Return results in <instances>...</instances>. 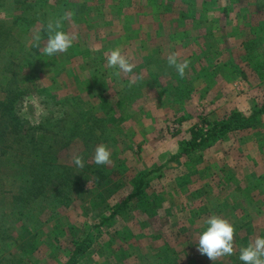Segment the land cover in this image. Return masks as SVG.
I'll return each instance as SVG.
<instances>
[{"label":"rangeland","instance_id":"1","mask_svg":"<svg viewBox=\"0 0 264 264\" xmlns=\"http://www.w3.org/2000/svg\"><path fill=\"white\" fill-rule=\"evenodd\" d=\"M13 1L11 11L0 7L18 39L0 51V67L16 63L0 68V257L66 262L73 240L90 235L79 264H243L240 248L264 237V0H62L61 15H74L61 30L78 38L54 56L33 35L40 31L42 48L56 8L32 22ZM116 48L132 73L108 67ZM170 52L190 61L183 78L167 63ZM13 70L25 92L10 112L3 102ZM231 118L220 137L169 161L196 130ZM16 125L20 132L8 133ZM99 144L111 165L94 162ZM32 158L62 175L39 183L30 215L22 204ZM147 171L143 198L117 212ZM213 214L235 227L233 255L214 262L198 251Z\"/></svg>","mask_w":264,"mask_h":264},{"label":"trees","instance_id":"2","mask_svg":"<svg viewBox=\"0 0 264 264\" xmlns=\"http://www.w3.org/2000/svg\"><path fill=\"white\" fill-rule=\"evenodd\" d=\"M61 1L62 0H57L56 2H54V4H52V3L48 2V0H15V2H17V3H22V4L26 5V11H24L25 13H22L21 16H23V19H24V17L28 16L29 18H31L32 22H35L37 19L43 20L45 18H50V16L52 15V14H50V12L52 10H54L55 8H56L57 15L54 18V20L60 19L63 16V15H61V11L66 9L61 4ZM12 5H14L13 0H0V7L2 6V8H6L9 11H11L13 9L11 7ZM14 22H15V20H11V19H6V18L0 19V51L5 50L6 44L8 45V43L10 41H12V40L16 41V42L18 41V39L16 38L17 37L16 33H15L16 31L11 32L13 30V27L16 26V24H14ZM48 22H49V20L47 19V21H45V26H47ZM62 23H64V21H62ZM43 31H45V28H43ZM8 62H9L8 66H6V63H3V65L0 67L1 68V74L8 73V71L10 70L9 66H13L16 64L14 61H11V60H9ZM17 74H18L17 71L13 70L9 75L6 76V79H7L6 84L8 86V91H9L7 93V102L8 103L6 102V99L4 100L3 103H4V105H7V104L9 105L10 112L14 110V107H15L14 103L25 92L23 87L21 86L24 82H22L21 84L19 83ZM4 115H6V114L4 113ZM235 116H240V114L236 113ZM16 117H17V115H16ZM243 118L245 119V117H243ZM232 119L233 118H231L228 122H226L221 127L214 126V125L211 126V128L208 129V131L205 133L203 131L198 132V130H196L197 136L191 142L192 144L187 143V145L183 148L181 153H178V155H175L169 161L179 158V156L182 155L183 153L191 151L195 146L200 145L201 142H204L213 136L219 135V137H220L221 132L232 127V125L230 124L233 122ZM94 123H96V122H94ZM212 124L213 123L211 122V125ZM235 124H236L235 127H240L241 123H238L236 121ZM19 130L20 129L16 125L11 130H8V133H12V134L14 132L18 133V132H20ZM8 139H11V138L8 137ZM27 147H29V146H27ZM27 147L23 145V149H28ZM34 147L32 146V149H33V151H36V152L38 149L40 150L43 148V146L36 147V145ZM31 152H32V150H31ZM38 161L44 162V160H39L37 158H32V160H31V164H32L31 166H32V170H33L32 171L33 179H32V183L29 184V186L27 187V190H26L27 195H26V197H24V202L22 204V208L26 209V213L28 210H31L28 212V214H30V215L32 212L33 203L38 200L39 195L41 194V193L38 194L40 191V187H41V184H39V183L41 181H43L45 183L44 184V186H45L46 184H48L50 182V179L49 180H47V179L51 178L52 173H57V175L61 174L57 171L58 168H57V165L55 163H48L49 166H51L48 169L47 167H45L46 163H44V165H43L42 163H39ZM41 165H43V166H41ZM41 167L47 168L48 170L42 171ZM152 173H153V171H147L140 176V178L135 182L134 190L122 202V205L118 208L119 210H116L117 212L123 211L124 209L128 208L131 205V203L134 201V199L139 201L143 198V193L145 191L147 179ZM22 194H23V192L20 193L18 196L23 199ZM56 196H61V195L56 194ZM115 214H117V213H115ZM115 214H113L112 217H114ZM108 219L109 218L104 219V221H106ZM1 232L4 233V232H6V230L2 229ZM91 237L92 236L88 235L82 239L80 238V239H77L75 241L73 240V243H72L73 244V250H72L71 256L68 258V260L66 262H64V261H58L57 262L56 261L57 264H79L81 256L84 255L85 253H87L88 249L92 246L93 240ZM70 253H71V251H70ZM0 264H28V262L26 261L24 256H21L20 254L15 253V254H9L7 256L2 255V257H0ZM32 264H34V263H32ZM35 264H43V263H35ZM50 264H53V263L51 262Z\"/></svg>","mask_w":264,"mask_h":264},{"label":"clouds","instance_id":"3","mask_svg":"<svg viewBox=\"0 0 264 264\" xmlns=\"http://www.w3.org/2000/svg\"><path fill=\"white\" fill-rule=\"evenodd\" d=\"M74 15L73 12L66 11L60 19L49 21L46 29L48 38L40 48L41 34L37 31L33 35L35 45L40 52L47 56H54L59 53H66L78 38L75 33H68L62 29V21L70 20ZM178 52H170L167 55L169 67L175 68L178 75L183 78L185 70L189 67L190 61L187 59L180 60ZM107 65L109 68L118 69L114 74L119 76L121 73H132L135 65L122 53L120 48L111 51L107 56ZM135 83V80L130 81ZM73 164L80 169L85 166L84 157L78 152L71 156ZM93 160L97 165H111V150L105 144H99L94 149ZM208 227L200 235L198 240V251L201 255L214 262L221 257L231 256L234 253V235L235 227L228 220L211 215L206 221ZM239 260L243 264H264V237H257L254 242H250L246 247L240 248Z\"/></svg>","mask_w":264,"mask_h":264}]
</instances>
